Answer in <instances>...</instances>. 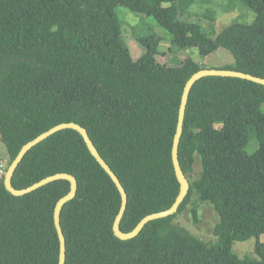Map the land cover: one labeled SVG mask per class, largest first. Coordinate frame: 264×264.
Instances as JSON below:
<instances>
[{"label":"trees","instance_id":"trees-1","mask_svg":"<svg viewBox=\"0 0 264 264\" xmlns=\"http://www.w3.org/2000/svg\"><path fill=\"white\" fill-rule=\"evenodd\" d=\"M236 1L249 6L255 20L213 37L180 18L181 0H0V136L9 165L25 144L73 122L87 130L126 190L122 232L171 208L180 193L172 148L181 98L188 80L206 68L191 57L180 66L160 63L158 34L138 37L145 52L133 59L117 9L153 17L178 50L197 48L205 59L225 49L235 62L219 69L264 78V0ZM197 155L201 173L191 181ZM179 160L190 190L177 214L150 222L128 241L113 231L121 195L74 130L28 152L12 184L21 190L59 173L77 179V195L61 213L66 264H264V86L228 77L199 80L190 93ZM4 179L0 264H58L54 212L70 182L16 197ZM194 195L219 215L214 243L174 223ZM251 238L257 239L254 256L240 258L234 243Z\"/></svg>","mask_w":264,"mask_h":264},{"label":"rangeland","instance_id":"rangeland-1","mask_svg":"<svg viewBox=\"0 0 264 264\" xmlns=\"http://www.w3.org/2000/svg\"><path fill=\"white\" fill-rule=\"evenodd\" d=\"M189 1L191 0H181L180 18L202 25L206 33L213 37L234 23L251 24L256 17L255 12L249 6L236 0H192L188 5ZM117 14L122 21L124 37L135 60H138L145 52V48L138 43L137 38L158 34L162 42L159 48L161 55H158L157 59L162 64L180 66L187 57H191L206 69H219L235 62L232 54L225 49H219L205 59L200 56L197 48L178 50L172 45L173 35L162 28L153 17L136 15L123 7L117 9ZM251 137L249 151L257 147L256 137L253 134ZM1 165H4L5 169L9 167V156L0 136V168ZM200 173L201 160L197 155L191 181L198 179ZM2 176L4 175L0 174V178ZM193 210L196 211V216L193 215ZM219 221V215L213 205L194 195L186 210L174 220V223L185 228L201 241L214 243L217 240L214 230ZM260 241L264 242V235L260 237ZM256 243V238L235 242L234 253L240 258L254 256Z\"/></svg>","mask_w":264,"mask_h":264},{"label":"water","instance_id":"water-1","mask_svg":"<svg viewBox=\"0 0 264 264\" xmlns=\"http://www.w3.org/2000/svg\"><path fill=\"white\" fill-rule=\"evenodd\" d=\"M205 77L236 78V79H242V80H246V81L264 86V78H260V77H256V76L246 74L243 72H239L235 70H228V69H203L195 73L188 80V82L186 83L184 87L182 98H181L177 129H176V134L174 137L173 148H172V160H173V165H174L177 179L180 183V193L175 203L171 206V208H169L168 210L162 211V212H158V213H154V214L146 216L135 227V229L129 233H124L121 231V222L123 220V217L125 215L127 205H128V196H127L126 190L123 187L117 175L112 171L110 166L106 163V161L100 155L99 151L97 150L96 146L94 145L93 141L91 140L85 128L73 122L72 123H62L42 133L41 135H39L38 137L28 142L22 147L19 154L13 160V162L9 165L4 175L5 176V179H4L5 188L7 189L9 193H11L13 196H16V197H23L51 183H54L56 181H61V180H67L70 182V185H71L70 192L58 201L55 207V212H54L55 226H56L57 233H58L59 240H60V255H59L58 264H66V259H67V244H66V238H65L62 225H61V213H62L64 206L76 197L77 191H78V181L73 175L66 174V173H59V174L49 176L28 188L21 189V190L14 188L12 184L13 176L17 168L19 167L20 163L22 162L24 157L27 155V153L30 152L34 147H36L37 145H39L40 143H42L43 141L47 140L48 138H50L51 136H53L54 134L60 131L74 130L78 132L83 137L86 143V146L89 149L92 156L96 159V161L100 164V166L105 170V172L110 176V178L116 185L121 195V207H120L119 213L113 225L114 234L120 240H123V241L132 240L136 238L142 232L145 226L149 224L150 222L165 219V218H168L170 216L177 214L181 204L184 202L185 198L187 197L189 193L190 182L188 178L186 177V175L184 174L181 164H180L179 147H180V142H181V138L183 135L185 115H186V110H187V105H188L191 90L193 86L199 80Z\"/></svg>","mask_w":264,"mask_h":264},{"label":"built area","instance_id":"built-area-1","mask_svg":"<svg viewBox=\"0 0 264 264\" xmlns=\"http://www.w3.org/2000/svg\"><path fill=\"white\" fill-rule=\"evenodd\" d=\"M6 172V169L4 168V165H1V168H0V174L1 175H4Z\"/></svg>","mask_w":264,"mask_h":264},{"label":"clouds","instance_id":"clouds-1","mask_svg":"<svg viewBox=\"0 0 264 264\" xmlns=\"http://www.w3.org/2000/svg\"><path fill=\"white\" fill-rule=\"evenodd\" d=\"M6 173V172H5ZM5 175V174H4Z\"/></svg>","mask_w":264,"mask_h":264}]
</instances>
